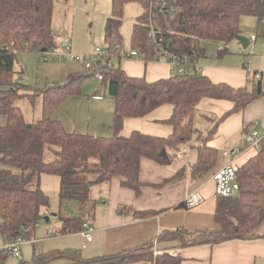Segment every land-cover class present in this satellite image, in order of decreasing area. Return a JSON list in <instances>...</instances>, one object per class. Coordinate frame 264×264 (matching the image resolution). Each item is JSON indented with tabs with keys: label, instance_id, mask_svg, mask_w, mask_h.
Masks as SVG:
<instances>
[{
	"label": "trees",
	"instance_id": "trees-1",
	"mask_svg": "<svg viewBox=\"0 0 264 264\" xmlns=\"http://www.w3.org/2000/svg\"><path fill=\"white\" fill-rule=\"evenodd\" d=\"M129 1L111 0L112 11L104 28L108 48L98 56L102 73L100 86L114 103L113 134L101 136L67 131L53 115L68 96L82 93V82L91 72L85 68L84 62L77 61L82 69L64 83L35 88L16 81V77L24 72L17 59L19 50H36L38 53L58 48L51 24L53 0H0V113L5 117V123L0 125V162L16 169L0 168V244L18 237L27 240L26 243H35L33 233L38 222L45 221L44 211L49 205L48 194L40 185L42 174L59 178V209L54 218L60 226L57 230L49 227L47 234L79 233L83 221L93 209L91 190L94 185L109 183L117 177L121 186L138 195L142 186L139 180L141 159L169 166L185 152V145L197 150L189 178L204 176L215 167L219 157L217 148L207 141L216 131L219 120L264 96L263 80L252 81L250 86L234 87L211 80L196 66V62L205 57L200 40L226 43L237 38L242 16L251 15L259 21L264 20V0H134L141 5L142 13L133 24L131 49L145 59L158 53L155 40L149 33L154 22L155 27L161 29V34L156 36L162 37L166 50L188 58L187 73L174 72L154 81H148L144 76H131L114 63L120 58L119 28L123 7ZM162 1L174 8L172 14L158 13L157 6ZM227 53L226 47L217 50L218 56ZM35 96H41V115L35 121L26 122L16 100L22 97L33 100ZM203 98L228 100L233 104L218 119L206 116L210 122L216 120L206 133L195 123L199 112L197 105ZM163 104L172 105L171 115L164 120L172 127L170 134L154 136L138 130L128 136L121 134L126 118L143 117ZM193 139L197 140L196 144ZM45 144L57 147L51 148L55 157L50 161L43 158ZM180 148L184 150L178 155ZM235 168L239 184L236 195L222 197L214 194L215 230L190 231L182 226L163 229L156 238L158 253L153 247L154 242L90 258L74 247L40 252L34 249L32 262L181 264L180 249L183 247L255 238L260 235L258 229L264 224V141L254 155L242 164H235ZM68 203H75L76 214H68ZM176 208L188 209L185 201L178 203ZM126 209L137 219L167 210H135L123 205L118 208L120 212ZM163 243L170 246L161 245ZM9 258L8 254H1V264ZM17 264L25 263L20 261Z\"/></svg>",
	"mask_w": 264,
	"mask_h": 264
},
{
	"label": "crops",
	"instance_id": "crops-1",
	"mask_svg": "<svg viewBox=\"0 0 264 264\" xmlns=\"http://www.w3.org/2000/svg\"><path fill=\"white\" fill-rule=\"evenodd\" d=\"M60 57L63 60L59 62L61 64L58 69L47 70L45 65L37 66V78L41 81L43 79L46 81L54 80V83L66 82L78 68L70 63V60L67 64L64 63L67 56L61 54ZM200 59L196 62V66L211 80L226 82L234 87L247 85L243 70L246 67L245 62L241 66L239 63L230 60L223 61L219 58L217 60L202 61ZM116 61L127 74L144 76L148 81L165 78L171 74L169 65L164 60L145 59L143 56H139L121 57ZM52 83H45L44 81L43 85L39 87L51 85ZM86 97L82 93L68 96L56 108L53 114L54 117L61 121L66 130L111 136L113 134L111 129L114 113L113 99L108 96L107 100H102L99 92L90 96L86 95ZM71 99H76L79 106L77 104L76 109L70 114L71 118L69 120L61 118V106L70 102ZM232 106L233 104L228 100L201 99L197 105L199 112L195 117V121H203L201 123L204 126L203 130L198 128L206 133L216 122V120L210 122L206 116L211 115L218 119ZM171 112L172 105L163 104L143 117L126 118L123 122L121 134L128 136L133 130H138L149 135L167 136L170 134L172 127L164 120L171 115ZM263 119L264 100L262 96L252 100L241 110L219 120L216 131L207 140L210 145L217 148L218 160L211 171L198 179L191 180L189 178L190 166L196 159L197 150L195 147L185 145V152L169 166H161L149 159H141L139 180L142 186L138 195L130 188L121 186L117 177H113L109 183L94 185L91 190V201L94 203L93 209L90 210L89 217L85 219L89 220L95 228L93 240L83 248L84 239L80 233L62 234L61 236L47 234L49 227L54 230L59 228L60 224L55 218L57 227L51 225L44 227L46 235L43 239L47 243L41 246L42 249H37L36 252L50 248L74 247L80 249L84 257L90 258L154 242L158 233L167 228L182 226L190 231L215 230L217 224L214 220L215 195L212 175L222 165L234 158L232 155L222 156L221 152L225 149L242 146L245 134L254 128L255 124H257L256 129L258 132L262 134L264 132ZM4 123L5 117L0 115V125ZM192 142L196 144L197 140L193 139ZM254 153L255 150H247L236 157L235 163L242 164ZM177 172H181L180 175H176ZM195 190H198L203 197L201 203L188 207V209L176 208L178 203L184 201L186 196ZM71 205L69 215H74L77 213V208L75 203ZM121 205L135 210H167L152 217L137 219L128 209L120 212L118 208ZM44 213L48 214L47 210ZM55 215L49 214L48 216L54 217ZM37 229H39V225ZM258 232L260 235L251 239H230L213 245L207 243L183 247L180 249L183 258L181 264H264V224L261 225ZM37 241L35 239L36 244ZM35 243H25L22 246L21 260H29L25 261L26 264H33L32 256ZM161 245L170 246L169 243ZM5 264H16V261L9 258ZM50 264L66 263L60 260ZM132 264L149 263L137 262Z\"/></svg>",
	"mask_w": 264,
	"mask_h": 264
},
{
	"label": "rangeland",
	"instance_id": "rangeland-1",
	"mask_svg": "<svg viewBox=\"0 0 264 264\" xmlns=\"http://www.w3.org/2000/svg\"><path fill=\"white\" fill-rule=\"evenodd\" d=\"M111 11V0H53L51 24L54 42L58 46L62 40H66L71 46V51L74 54H78L80 56H91L95 53L96 48H99L102 51H106L108 48V42L104 38V28L106 19L111 14ZM141 13V5L134 0L127 2L123 7L122 23L119 28V33L121 36L122 44L120 50L125 54H128L132 50V28L136 17ZM239 28L241 30L239 34L240 36L249 39L250 34L253 33L257 36V39L254 42H250L246 47H243L237 38H233L226 43L202 39L200 40V46L205 49V57L201 58L200 61L217 60L219 58L223 61L230 60L239 63L241 66L242 63L245 62L246 68H244L243 70L245 73V78L247 79V69L249 71L264 72V20L259 21L254 16L244 15L240 18ZM221 46L226 47L229 53L218 57L217 50L222 48ZM17 59L23 65L24 72L16 77V81L22 82L27 85L29 84L30 86H33L35 88L43 85L44 81L45 83H54V80L46 81L45 79H43L41 81V79L37 78V66L40 67V65H45V68L47 70L58 69L61 64L59 62H62L63 60L60 57L58 60L49 58L46 61H41L40 52L37 53L36 50L28 49L19 50L17 52ZM68 60H70V63L74 64V66L76 65V67L78 68L75 71L76 73L82 69V65L80 63L75 62L67 57H65L64 63L67 64ZM114 63L117 64V61H114ZM39 70L41 71V69ZM251 83L252 81L247 79L246 84L250 86ZM262 85L264 86V81L262 82ZM81 91L84 97H86V95L90 96L94 92L98 91L102 96V100L108 99V94L103 92V88L100 86L99 79L95 77L92 71L90 72V75H88L83 80ZM16 104L20 107V110L22 111L23 117L26 122L35 121L41 115V96H35L33 100L27 97H22L16 100ZM77 104L78 103H76V99H71L70 102L64 103L60 109L61 118L69 120L71 118L70 114H72L74 109H76ZM201 122L203 121H195L197 127L203 130L204 124ZM51 146L49 144H45L44 146L43 158L45 161H50L55 157L54 151H52L51 148L57 149V147ZM0 168H9L13 171H16L15 168L7 166L1 162ZM41 177V188L48 194L49 197V205L46 209L48 214H45V216H48L49 214L57 213L59 209L57 190V181H59V178L55 175L48 174H42ZM67 207V211L69 214L71 213L70 210L72 208L71 203H68ZM56 224L57 221L54 217H50L49 222H45L43 219L38 222L35 228V233H33V238L38 240L37 244L35 243L34 245L35 250L42 249L41 246L47 243V241L43 239L46 235V230L44 229V227L47 225H51L56 228ZM38 225L39 229H37ZM59 236H61V234ZM15 261L17 264L20 261H23L25 263V261L29 260L20 259Z\"/></svg>",
	"mask_w": 264,
	"mask_h": 264
},
{
	"label": "built area",
	"instance_id": "built-area-1",
	"mask_svg": "<svg viewBox=\"0 0 264 264\" xmlns=\"http://www.w3.org/2000/svg\"><path fill=\"white\" fill-rule=\"evenodd\" d=\"M158 13L170 15L172 12H174V8L170 7L167 2L162 1L160 5L157 6ZM154 25V22L150 25L149 33L154 38L156 46L158 48V53L155 54L152 59H158V60H164L168 63L170 67L171 73H180L185 74L187 73L186 66L188 65V58L187 56H177L176 54H173L166 50L164 47L162 37L156 36L161 34V29L156 28ZM156 28V29H155ZM256 40L255 34H250L249 36V43L254 42ZM41 61H46L47 59H55L59 55L63 54L70 59H73L75 61H81L84 62L85 68L91 69V71L94 73L95 77L99 80L102 78L101 69L99 67L100 64V58L98 57L100 54L103 53L102 50L99 48L95 49V53L91 56H80L78 54H74L71 51V46L66 40H62L60 44L58 45L57 49H50V50H44L41 51ZM49 56V57H48ZM48 57V58H47ZM119 57H139L138 53L135 50H131L128 54H125L121 50L119 51ZM246 73L248 74L247 79L251 81H264V72L263 71H249L246 70ZM264 100V96H263ZM255 127L252 128L249 132L245 134L244 137V143L242 146H236L231 149H225L222 152L223 156L232 155L234 158L231 161H228L224 165H222L218 170L214 172L212 175V180L214 182V194L222 197H233L236 195V193L239 190V184L237 182L236 178V168H235V159L240 154L246 152L249 149L257 150L261 142L264 141V132L260 134L258 130ZM263 127H264V119H263ZM182 148H180L178 155L181 154ZM185 204L187 207H193L203 201V197L199 193L198 190H195L191 193H189L185 198ZM95 232L94 226L91 224L89 220H84L82 223V229L79 231L81 236L84 239V243L82 244V247H86V244L91 242L93 240V234ZM27 240L18 237L15 239H12L10 241H6L2 244H0V255L1 254H8V256L14 260H20L22 258V250L21 247L23 244H25ZM156 240L153 243V247L155 249V252L158 253L156 249ZM1 264V261H0Z\"/></svg>",
	"mask_w": 264,
	"mask_h": 264
},
{
	"label": "water",
	"instance_id": "water-1",
	"mask_svg": "<svg viewBox=\"0 0 264 264\" xmlns=\"http://www.w3.org/2000/svg\"><path fill=\"white\" fill-rule=\"evenodd\" d=\"M238 41L242 44L243 47H246L249 44V39H246L243 36H237ZM55 213H53L52 215H54ZM45 221L49 220V216H45Z\"/></svg>",
	"mask_w": 264,
	"mask_h": 264
}]
</instances>
